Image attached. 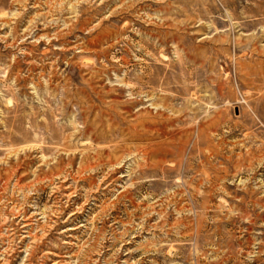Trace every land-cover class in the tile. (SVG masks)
I'll return each mask as SVG.
<instances>
[{"label":"rangeland","instance_id":"rangeland-1","mask_svg":"<svg viewBox=\"0 0 264 264\" xmlns=\"http://www.w3.org/2000/svg\"><path fill=\"white\" fill-rule=\"evenodd\" d=\"M0 264H264V0H0Z\"/></svg>","mask_w":264,"mask_h":264}]
</instances>
